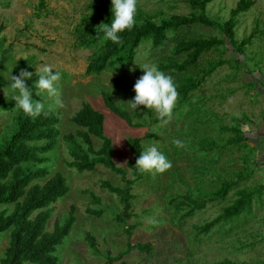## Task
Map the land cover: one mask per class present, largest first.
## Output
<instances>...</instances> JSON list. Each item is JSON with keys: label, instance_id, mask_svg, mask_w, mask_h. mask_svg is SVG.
Segmentation results:
<instances>
[{"label": "rangeland", "instance_id": "374dc122", "mask_svg": "<svg viewBox=\"0 0 264 264\" xmlns=\"http://www.w3.org/2000/svg\"><path fill=\"white\" fill-rule=\"evenodd\" d=\"M239 1L215 0L209 4L207 14L224 23ZM254 1L252 8L236 18L235 38L239 43L255 34L244 53L235 52L230 45L223 46L205 53L197 66L187 72H164L176 85H182L187 79L201 77L219 62H230L208 76L183 105H176L172 121L165 125L154 110L148 109L151 114L132 110L117 101L127 102L135 97L134 85L144 75L140 67L145 63L159 67L175 61L171 53L178 42L223 38L218 29L182 28L169 35L161 48L154 50L150 44L142 45L128 67L87 74L96 51L79 47L76 34L98 22L93 6H113L112 0H0V61L7 59L3 76L9 82L6 88L0 86V101L16 106L12 96L18 93L10 87L11 76H19L21 70L38 75L37 67L48 65L54 73L61 74L57 87L63 107L56 106L46 93L37 96L32 91L33 99L44 103V110L60 113L59 143L42 166L49 176L38 183L43 185L61 173L70 188L69 194L53 205L47 231L53 230L55 221L63 222L72 207L76 208L74 227L57 251L58 264H107L109 256L116 258L126 252L128 244L152 245L150 253L133 251L126 255L124 261L128 264H220L225 260L264 264V0ZM198 13L186 1L138 0L136 20L146 16L159 24L172 16ZM183 59L184 56L176 60ZM20 63L27 68L13 74ZM133 68L135 71H131ZM103 93L120 109L128 111L133 124L140 127L129 126L114 115L105 106ZM84 104L105 115L104 130L114 143V162L134 181L129 213L124 211L117 195L101 187L103 181H109L123 188L125 184L119 176L102 165L84 173L68 166L73 159L64 136H76L79 128L71 120ZM18 110L7 111L0 105V142L11 132ZM234 131L245 133L246 146L229 145V140L236 136ZM130 138H141L143 150L155 144L172 167L155 175L139 168L137 172L130 169L127 164L134 160V153L127 146ZM76 139L82 143L78 136ZM92 139L94 148L99 150L102 141ZM176 139L183 142V148L173 143ZM205 140L215 142L211 151ZM230 183L233 190L225 199L182 218L188 208L180 196L197 200L215 197ZM88 192L101 198L100 205L92 203ZM236 207H241L239 216L223 222L207 236L198 234L199 227ZM5 208L0 206V211ZM87 208L103 209L104 214L100 219L90 216ZM118 216L126 220L124 224L117 220ZM131 226L135 228L129 236L126 229ZM88 235L95 238L96 250L90 246ZM9 242L10 232L2 234L0 261Z\"/></svg>", "mask_w": 264, "mask_h": 264}, {"label": "trees", "instance_id": "16d2710c", "mask_svg": "<svg viewBox=\"0 0 264 264\" xmlns=\"http://www.w3.org/2000/svg\"><path fill=\"white\" fill-rule=\"evenodd\" d=\"M176 1L190 2L199 13L193 16H172L162 20L159 24L146 16H140L132 30L119 33L120 43L105 40L104 33L98 26L102 22L111 23L113 6H93L98 14V22L91 23L76 34L79 47L96 51L95 57L91 59L87 67V74H101L109 68L128 67L142 45L150 44L154 50L161 48L168 41L169 35L177 34L182 28L193 26L216 28L221 32L223 38L178 42L171 53L175 61H169L158 67L163 72L184 73L197 66L201 57L213 49L230 45L235 52L244 53L245 48L253 43L255 34L239 43L235 38V29L238 24L236 18L252 8L255 5L254 0H240L236 8L230 12L228 21L224 23L212 20L207 14L209 4L215 0ZM182 56L185 59L178 62L176 59ZM6 61V58L0 61V86L2 88L9 86V82L3 76V65ZM227 63L230 62H219L201 77L190 78L184 84L176 85L179 92L176 105H183L192 92L202 87L208 76L219 66ZM24 68L27 66L20 63L15 67L13 74L16 75ZM37 80L38 75H33L31 79L25 81L31 91H37L34 86ZM103 100L105 106L118 118L124 120L129 126L140 127L133 124L130 113L120 109L107 93H103ZM0 105L7 111H13L16 108L13 103L0 101ZM138 109L151 114L150 110L144 106ZM13 121L14 125L11 132L4 138V141L0 142V206H6L4 210L0 211V242L2 234L10 232L9 246L0 264H58L57 251L74 227L76 208L72 207L68 217L63 222L55 221L53 230L47 231V225L53 217V205L67 196L70 188L66 178L61 173L55 174L43 185L38 181L49 176L47 168L42 166L49 161L47 155L54 152L59 143L60 113L57 110H44L40 116L32 118L25 115L20 109L15 113ZM71 121L79 128L76 136L81 139L82 143L78 142L73 134L64 136V140L69 144L70 155L73 159L68 166L75 168L79 173H84L93 171L98 165H102L119 176L125 184L123 188L113 186L109 181H103L101 187L109 193L117 195L124 211L129 213L134 199L132 194L134 181L129 180L127 171L119 168L114 162L115 147L113 140L105 135V115L95 110L92 105L84 104ZM234 132L236 136L229 140V145L246 146L248 138L245 133L242 131ZM93 137L102 141L99 150L94 148ZM205 143L210 151L215 146V142L211 140H205ZM127 146L134 153V160L129 161L127 165L137 172L136 162L141 152L144 151L142 139L130 138ZM231 190H233L232 183L226 184L222 192L215 197L197 200L190 196H180L179 199H183L185 207L188 208L182 218L187 219L195 213L205 210L209 204L220 202L226 198ZM88 194L93 204L100 205L101 198L99 196L92 192H88ZM240 210L241 207H236L233 210L225 211L211 222L199 227L198 234L209 235L223 222L239 216ZM87 214L100 219L104 210L87 208ZM117 220L122 224L126 221L119 216ZM134 228V226L127 228L126 233L130 236L131 230ZM87 240L90 246L96 250L95 238L88 235ZM133 251L150 253L152 245L137 244L133 246L128 244L126 252L121 253L116 258L109 256L107 264H115L119 261H121L120 264H128L124 261V257ZM220 264L237 263L225 260Z\"/></svg>", "mask_w": 264, "mask_h": 264}, {"label": "clouds", "instance_id": "9594fccd", "mask_svg": "<svg viewBox=\"0 0 264 264\" xmlns=\"http://www.w3.org/2000/svg\"><path fill=\"white\" fill-rule=\"evenodd\" d=\"M112 5L113 17L111 23L102 22L98 26L103 31L105 40L120 43L119 33L125 30L130 31L136 25L138 0H112ZM140 68L143 70L144 75L135 82V97L127 102L117 101V103L125 104L132 110H137L141 106L152 109L158 114V118L162 123L167 125L173 119V112L178 102L179 92L177 86L173 78L159 70L155 64L145 63ZM131 71H135V68ZM36 74H38V80L34 85L37 89L36 95L40 96L41 93H46L49 98L54 100L56 106L63 107L61 93L57 87L61 74L59 72L53 73L51 66L48 65L37 67ZM32 76L31 72L21 70L19 76H11L13 82L10 87L18 93L12 96L16 101V108L21 109L25 115L36 118L44 112L45 105L40 100L33 99V93L25 83V79H31ZM51 107L52 105H49V108ZM173 143L179 148L184 147L183 142L179 139L174 140ZM136 167L141 171L155 175L166 172L172 167V164L153 144L147 146L141 152Z\"/></svg>", "mask_w": 264, "mask_h": 264}]
</instances>
